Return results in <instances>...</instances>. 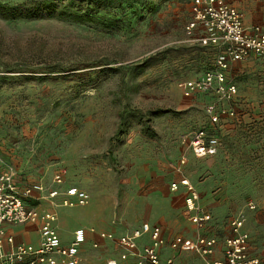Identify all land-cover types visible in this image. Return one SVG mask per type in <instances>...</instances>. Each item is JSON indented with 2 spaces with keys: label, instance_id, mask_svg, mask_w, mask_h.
Instances as JSON below:
<instances>
[{
  "label": "rangeland",
  "instance_id": "1",
  "mask_svg": "<svg viewBox=\"0 0 264 264\" xmlns=\"http://www.w3.org/2000/svg\"><path fill=\"white\" fill-rule=\"evenodd\" d=\"M191 1L0 0L54 11L0 15V158L23 186L89 194L86 205L57 208L64 234L78 225L137 233L148 222L190 241L224 240L240 216L249 255L264 262V58L231 64L232 102L185 97L178 84L199 78L218 54L187 34ZM226 2L264 25V0ZM64 9L90 11L96 21L59 16ZM209 104L234 115L212 123ZM201 128L219 140L213 156L198 158L184 142ZM186 181L211 214L203 231L184 205ZM97 253L95 263L118 250L108 241Z\"/></svg>",
  "mask_w": 264,
  "mask_h": 264
},
{
  "label": "built area",
  "instance_id": "2",
  "mask_svg": "<svg viewBox=\"0 0 264 264\" xmlns=\"http://www.w3.org/2000/svg\"><path fill=\"white\" fill-rule=\"evenodd\" d=\"M191 20L185 30L201 45L217 50L214 66L197 79L183 80L178 84L185 97L197 93H209L218 102H232L236 97V86L229 82L228 70L231 64L250 59L253 56L264 58V29L259 25L247 26L241 11L231 6L226 0H192L190 5ZM198 30V31H197ZM203 32L195 36L196 32ZM210 121L218 123L220 115L233 116L234 111L215 104L207 108ZM190 151L198 158L213 156L218 151L219 140L205 128L197 130L185 141ZM184 160L182 159V163ZM57 183H62V174L55 176ZM184 205L192 215L191 222L199 227L211 220V215L200 204V194L193 184L185 182ZM178 189L176 183L171 190ZM35 193L36 195L35 197ZM57 191H46L41 184L21 186L17 173L12 166H6L0 172V264H84L79 258V248L85 242V230H75L68 245H62L57 232V214L52 209L29 204L30 199H48L56 206L76 207L89 202V194L76 187L66 190L60 203L55 204ZM252 208V206H251ZM33 224L37 226L39 243L17 242L7 234L6 226ZM230 235L223 241V259L212 264H264L263 261L249 255V235L243 230V218L233 217L229 221ZM148 234L150 243L138 247L137 239ZM100 239L114 242L124 251L122 259L131 256L135 264H176L172 257L164 260L159 249L166 243L158 225L144 223L137 233H127L118 237L110 232H100ZM215 238L199 237L194 242L185 241L176 236L170 242L174 250L194 251L202 256L210 255ZM97 247V244H93ZM96 264H117L115 260Z\"/></svg>",
  "mask_w": 264,
  "mask_h": 264
},
{
  "label": "crops",
  "instance_id": "3",
  "mask_svg": "<svg viewBox=\"0 0 264 264\" xmlns=\"http://www.w3.org/2000/svg\"><path fill=\"white\" fill-rule=\"evenodd\" d=\"M234 7H236V6H234ZM236 8L239 10L238 7H236ZM254 19H256V18H254ZM244 23L247 26L259 25V26L263 27V29H264V25L259 23V22H248L244 18ZM2 153H4V152L2 151ZM4 166L5 165L2 163V159L0 158V172H2V170L4 169ZM68 188H70V186L66 187L65 189H50V190H46V191L47 192L48 191L59 192L58 197H56L54 199V201L56 202L55 204H57V203L61 202V200L64 197V194ZM36 195H38V194L35 193V197H36ZM30 203L32 205H36V206H39L41 208L44 207V208L51 209V210L53 209L56 212V214H57L56 228H57V232L59 234V237L61 239L62 245H68L72 241L73 234H74L75 230H77L79 228H83L85 230V242L80 246L79 253H78L79 258L83 261L84 264H96L94 259H95V256L98 255L97 251L100 248H102V245H104L105 243L107 244L108 240L100 239V237H99L100 232H110V233L114 234V236H116V237L123 235V234L131 233V231H129V230H124V231L118 233L113 229H97V228L90 227L89 225L88 226L78 225V226H75L73 228H70L67 231V233L64 234L58 228L59 215L61 212L59 213V211L57 210V208L64 207V206H56V205L52 204L48 199H42V200L30 199ZM201 205L204 208V205L203 204H201ZM204 211L210 214V212L208 210H206L205 208H204ZM211 221H212V218L209 222L205 223L203 225V227L202 226L199 227L195 224L194 225L203 231V229L205 227H207V225ZM145 223L149 224L148 222H145ZM149 225L160 226L161 231H162V236L166 240L165 245L159 249L160 257L162 260H164L168 257H172L176 264H212L214 261L223 259V249H224L223 241L224 240H220V239L216 238L215 236H204L202 234L198 235L194 239H191V241H193V242L199 237H204L207 239H210V238L216 239V243L213 246L212 253L210 255L202 256V255H200L194 251H184V250H180V249L174 250V249L170 248L169 242L176 236L182 237L185 241H188V242H191V241L187 240L185 238L186 236H183L182 234H173V235L167 234L166 229L161 224L150 223ZM243 230H244V227H243ZM6 232H7V234L13 235L15 238V241H17V242L30 243V244H33L34 246H37L39 243V235H38L36 225L25 224V225H20V226H6ZM229 232H230V230H229ZM95 243L97 244L96 248L93 247V244H95ZM149 243H150V237L148 234H143L139 239H137V244H138L139 248H142L143 246L148 245ZM113 244L118 250V255L116 257H108L104 261L115 260L117 262V264H135V260L131 256H128L126 259H122V255L124 254V251H122L120 248H118V246L114 242H113ZM195 258H197V259L195 260ZM100 262H102V261H100Z\"/></svg>",
  "mask_w": 264,
  "mask_h": 264
},
{
  "label": "trees",
  "instance_id": "4",
  "mask_svg": "<svg viewBox=\"0 0 264 264\" xmlns=\"http://www.w3.org/2000/svg\"><path fill=\"white\" fill-rule=\"evenodd\" d=\"M95 1L103 3L105 6H108L111 4L112 0H95ZM45 5L41 10H39V8L23 10L18 6H9V5L0 4V15L2 16V18L7 19V20L8 19L16 20V19L37 18L41 15V11L42 12L46 11V13H48L47 14L48 16H53L54 11L52 10V12H51L50 8L48 6H45ZM58 15L61 17H65V18L74 20V21H78V22H95L96 21V18L90 14V11H87L86 13L81 14V13H76V12H68V11H66V9H64V10L60 11ZM107 21L109 22L110 20H107ZM122 128L126 129V126H124V120L123 119H121V122L119 124V129H122ZM17 181L19 182V184L21 186H23V184L20 183L18 174H17Z\"/></svg>",
  "mask_w": 264,
  "mask_h": 264
}]
</instances>
